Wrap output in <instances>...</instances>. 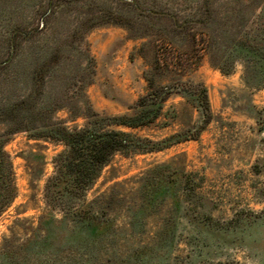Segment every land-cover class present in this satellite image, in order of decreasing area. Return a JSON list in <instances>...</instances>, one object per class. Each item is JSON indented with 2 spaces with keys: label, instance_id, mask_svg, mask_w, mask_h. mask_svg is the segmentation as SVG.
Returning a JSON list of instances; mask_svg holds the SVG:
<instances>
[{
  "label": "trees",
  "instance_id": "obj_1",
  "mask_svg": "<svg viewBox=\"0 0 264 264\" xmlns=\"http://www.w3.org/2000/svg\"><path fill=\"white\" fill-rule=\"evenodd\" d=\"M105 26L119 27L126 39L137 41L134 53L142 59L144 91L119 115L94 110L85 93L96 73L86 37ZM204 59L223 74L241 63L246 85L259 87L264 0H32L30 20L15 23L0 36V215L17 195L4 150L10 136L24 132L27 138L61 148L51 157L53 170L43 185L48 212L40 215L22 244L1 246L0 264H13L15 249L27 250L49 225L85 224L97 237L111 229L112 220L98 216L96 198L87 200V191L117 153H151L199 138L212 112L205 85L188 75ZM174 96L180 97L177 105L196 110L199 120L179 131L139 134L142 129L171 127L180 118L175 103L166 105ZM59 110L66 112L65 118L55 115ZM79 117L82 122L74 123ZM29 154L35 158L28 161L42 163L43 153ZM170 167L153 166L157 172L148 199H140L130 219L133 228L164 189L181 183L183 170L169 178ZM170 197L177 208L180 200L175 194ZM55 212L61 214L59 219ZM206 216L212 219L209 212ZM19 263L30 264L26 257Z\"/></svg>",
  "mask_w": 264,
  "mask_h": 264
},
{
  "label": "rangeland",
  "instance_id": "obj_2",
  "mask_svg": "<svg viewBox=\"0 0 264 264\" xmlns=\"http://www.w3.org/2000/svg\"><path fill=\"white\" fill-rule=\"evenodd\" d=\"M31 11L32 0H0V36L17 22L27 23ZM86 39L96 61L94 80L85 88L89 103L107 115L127 112L145 86L142 59L134 53L138 42L126 39L116 26L94 28ZM242 71L237 62L223 74L204 59L188 75L205 85L212 112L197 140L151 153H117L103 166L86 199L96 198L98 216L112 220L108 232L97 237L85 224L49 225L27 250L15 249L13 264L24 257L30 264H264V64L257 71L259 87L246 85ZM178 101V96L166 101L180 113L171 127L139 134L179 131L199 120L196 110ZM55 115L65 118L66 112ZM81 122L80 117L74 121ZM60 148L24 132L12 134L4 144L17 195L0 215V248L22 244L48 212L43 185ZM29 151L43 153L42 163L28 161L35 158ZM159 163L171 164L169 178L180 170L183 178L144 208L133 228L130 219L140 199H148L157 172L152 168ZM171 194L180 200L177 208ZM55 217L61 214L55 212Z\"/></svg>",
  "mask_w": 264,
  "mask_h": 264
},
{
  "label": "water",
  "instance_id": "obj_3",
  "mask_svg": "<svg viewBox=\"0 0 264 264\" xmlns=\"http://www.w3.org/2000/svg\"><path fill=\"white\" fill-rule=\"evenodd\" d=\"M264 130V129H263Z\"/></svg>",
  "mask_w": 264,
  "mask_h": 264
}]
</instances>
